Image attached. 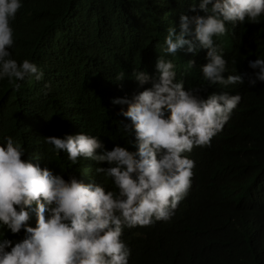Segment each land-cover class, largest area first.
Instances as JSON below:
<instances>
[{"label": "clouds", "instance_id": "clouds-1", "mask_svg": "<svg viewBox=\"0 0 264 264\" xmlns=\"http://www.w3.org/2000/svg\"><path fill=\"white\" fill-rule=\"evenodd\" d=\"M21 3L0 0V80L17 89L25 78L38 83L44 76L29 59L12 58L11 21ZM261 20L264 0H182L158 16L153 36L167 55H158L153 74L133 68L136 83L123 72L86 83L107 98L98 100L100 115L116 109L110 119L63 123L61 136L34 146L35 156L50 158L45 162L4 136L0 264H128L122 230L169 219L198 187L196 149L229 119L243 79L264 83V57H240L248 40L242 34ZM167 56L183 59L189 81L203 85L188 87Z\"/></svg>", "mask_w": 264, "mask_h": 264}, {"label": "trees", "instance_id": "trees-1", "mask_svg": "<svg viewBox=\"0 0 264 264\" xmlns=\"http://www.w3.org/2000/svg\"><path fill=\"white\" fill-rule=\"evenodd\" d=\"M181 1L22 0L11 21L12 58L29 59L44 76L38 83L25 78L18 89L0 80V143L11 135L45 162L50 158L35 156L34 146L61 136L63 123L90 127L110 119L116 109L100 115L98 100L107 98L86 83L110 82L121 72L135 82L133 68L153 74L158 55H167L153 36L158 16ZM251 28L242 34L243 62L264 57V20ZM167 58L188 87L203 85L189 81L183 59ZM246 78L229 119L196 149L198 187L169 219L122 230L128 264H264V83L250 86ZM45 82L47 92L37 88Z\"/></svg>", "mask_w": 264, "mask_h": 264}, {"label": "bare ground", "instance_id": "bare-ground-1", "mask_svg": "<svg viewBox=\"0 0 264 264\" xmlns=\"http://www.w3.org/2000/svg\"><path fill=\"white\" fill-rule=\"evenodd\" d=\"M91 176H94L95 174L94 173H92V174H90Z\"/></svg>", "mask_w": 264, "mask_h": 264}]
</instances>
